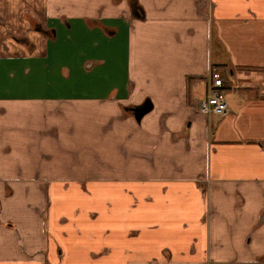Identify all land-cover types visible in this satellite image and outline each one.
Segmentation results:
<instances>
[{"label": "crops", "instance_id": "1", "mask_svg": "<svg viewBox=\"0 0 264 264\" xmlns=\"http://www.w3.org/2000/svg\"><path fill=\"white\" fill-rule=\"evenodd\" d=\"M0 264H264V0H0Z\"/></svg>", "mask_w": 264, "mask_h": 264}, {"label": "built area", "instance_id": "2", "mask_svg": "<svg viewBox=\"0 0 264 264\" xmlns=\"http://www.w3.org/2000/svg\"><path fill=\"white\" fill-rule=\"evenodd\" d=\"M226 86V76L217 68L210 71L207 90L204 97L199 102V111L202 115L214 114L222 116L228 111L224 87Z\"/></svg>", "mask_w": 264, "mask_h": 264}, {"label": "water", "instance_id": "3", "mask_svg": "<svg viewBox=\"0 0 264 264\" xmlns=\"http://www.w3.org/2000/svg\"><path fill=\"white\" fill-rule=\"evenodd\" d=\"M138 14V13H137ZM151 105L148 102H144L139 106L133 107L132 112L136 121H140L141 117L150 111Z\"/></svg>", "mask_w": 264, "mask_h": 264}, {"label": "rangeland", "instance_id": "4", "mask_svg": "<svg viewBox=\"0 0 264 264\" xmlns=\"http://www.w3.org/2000/svg\"><path fill=\"white\" fill-rule=\"evenodd\" d=\"M29 26H30V28H33L35 25L32 22H30V25ZM5 34H6V36H8L9 38H12V39H19L21 41H23V39H24V37L17 36L16 34H14L13 32H10V31H6ZM225 92H226V94L228 92L230 93L229 90H225ZM198 107H199V103H198L197 109H198ZM198 112L201 114V112L199 111V109H198Z\"/></svg>", "mask_w": 264, "mask_h": 264}, {"label": "trees", "instance_id": "5", "mask_svg": "<svg viewBox=\"0 0 264 264\" xmlns=\"http://www.w3.org/2000/svg\"><path fill=\"white\" fill-rule=\"evenodd\" d=\"M30 20V19H29ZM31 21V20H30Z\"/></svg>", "mask_w": 264, "mask_h": 264}]
</instances>
